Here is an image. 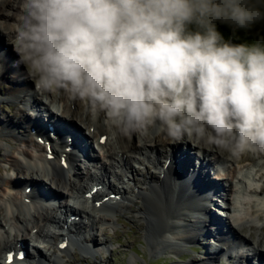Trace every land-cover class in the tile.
<instances>
[{
	"label": "clouds",
	"instance_id": "9594fccd",
	"mask_svg": "<svg viewBox=\"0 0 264 264\" xmlns=\"http://www.w3.org/2000/svg\"><path fill=\"white\" fill-rule=\"evenodd\" d=\"M13 4L15 64L38 95L84 102L114 138L264 151V0Z\"/></svg>",
	"mask_w": 264,
	"mask_h": 264
},
{
	"label": "bare ground",
	"instance_id": "6f19581e",
	"mask_svg": "<svg viewBox=\"0 0 264 264\" xmlns=\"http://www.w3.org/2000/svg\"><path fill=\"white\" fill-rule=\"evenodd\" d=\"M15 11L13 0H0V37L5 38L8 32L7 37L9 39L10 33L12 34L14 28L6 27L7 32L1 28H5L3 21L14 20ZM1 40L0 48L10 45L9 41H5L3 38ZM17 58L15 51L10 52L8 50L5 52L4 49L0 50V79L2 78L5 82L11 84H20L21 82L15 81L7 73L9 70L17 73L23 71L22 74H24L25 78L20 80H25L24 84L32 86V81L26 78L24 67L16 66L15 61ZM5 60L8 65H5ZM5 67L6 73H1V70ZM18 75L20 76V74ZM18 92L20 91L13 90L8 91L7 94L9 95L8 97H14ZM25 93L28 95L27 90ZM47 96L45 98H48ZM34 98L39 108L45 107V111L48 112L45 114L46 116L49 115L53 118L54 115L60 114L57 125L61 124L63 128L65 125L70 127L68 131L70 134L73 133L72 131H76L79 135L83 133L97 147L98 157L95 161L104 176L111 175L120 179L119 170L121 169L131 172L132 179H135L137 168L134 163L143 164L142 159L138 155L150 153L159 156L165 154L166 159L169 155H179L177 154L178 151L184 153L188 150L190 154L193 151L194 154L203 155V158H198L204 160L207 158V163L213 165L214 169L220 165L219 162L221 160L233 164L234 168H230L228 173L229 177L231 175L230 184L226 183L229 178L225 179L226 182L223 180L224 183L222 184L226 188L224 191L231 192V199L234 197L236 201L233 203V207L228 200L227 203L225 202L229 208L232 207L233 209L219 208L221 210L219 212L223 214L227 212L226 214H229V219H231L229 223L226 221L225 224L222 220H219L220 229L213 233L211 229L213 227L205 222L209 218L210 210H213V208L206 210V212L205 208L203 211L200 209L201 204L207 201V192L210 193L211 189L208 187L207 191H205L201 188L202 184L198 183V178H192L188 181L182 178L176 179L171 169L167 171L164 178H161L160 173L158 175L151 174L150 180H145L143 187L136 191L133 190L132 193L127 189H123L121 192L123 200L118 205L105 203L97 207L93 205V201L91 202L90 199L85 197L86 192L89 191L87 182L89 180H97V178H94L92 171L80 168L76 158L71 159L70 166L66 168L61 166L59 156L53 160L47 159L45 147L37 143L34 136L29 132L31 125H29L28 130L24 127L23 131L26 133H23L21 130L23 127L20 126L19 129L18 122L9 119L4 122L5 124L0 130V149L6 152V162L12 161V167L19 171L17 177L21 178L20 174H22L24 175V180L18 181L17 188L10 190L9 186L14 182L13 178L8 173L7 175H0V264L5 263V253L9 247L16 246L17 242L30 237L39 239L47 236L50 240L56 241L54 252L51 255L45 253L42 255L44 264H63L60 253H68L73 246L79 247L82 252L87 254L88 252H104L107 242L102 243L98 238L93 240L83 239L84 234L75 229V224H72V230L69 233V246L64 250L58 248V243L62 237L52 233L50 227L53 224L57 226L61 225L62 222L63 224L69 222V219L63 220L62 214L59 215L58 212L64 213V211H67V217L71 216V206L67 203L71 195L78 198L77 210L89 218L93 227L101 223L109 225L115 223L114 219H116L118 212L115 207H123V204L129 206L126 201L132 202L138 207V210L136 209L138 217L145 223L144 237L156 241V251L176 255L186 249L188 244L195 247L200 240L205 241L208 238L206 243L209 245L215 244V248L213 247L214 251L212 250L202 256L201 259L194 258L192 262L218 264L220 263L219 257L225 258L226 255L230 254L235 256L237 264H255L251 261L252 257L257 260L260 259V263L264 264V191L261 190L264 185V151L259 150V153L254 154V156L233 158L214 150L199 149L191 143L171 141L170 138L162 134L131 135L115 138L111 134L106 143L101 145L98 142L99 135L97 133H101L105 129L107 124L104 120L93 119L90 113L81 114L79 120L76 109L68 110L61 103H58L55 99L56 97L44 101L37 94ZM62 101L64 100L62 99ZM72 103L74 102L72 101ZM18 109L21 112L24 111L23 109ZM29 112L32 114L34 110ZM26 115L29 117V114ZM83 115L86 117L83 118ZM39 116L42 118L43 115ZM78 120L81 122H78ZM84 125L87 126L88 132H86ZM92 127L93 130H91ZM63 128H60V130H66ZM17 129H19L18 132ZM19 132L23 133L22 137L18 135ZM75 138L77 137L75 136ZM10 140L15 141V144L18 143L16 153L13 155H9V144L7 142ZM23 144H27L31 151L28 152L22 148ZM186 145L188 147H185ZM65 146L56 144L55 151L61 156ZM68 155L70 156V154ZM154 164L158 167L159 161L158 163L154 161ZM160 166L163 167V164ZM220 167L215 171L216 176L214 178L225 177L226 172L223 170L225 167L221 165ZM76 169L77 172L75 173L74 170ZM29 183L34 184L36 189L35 199L31 202L25 200L26 195L24 193ZM42 183L48 185L44 188V193L54 195L58 200H61L60 204L58 203L59 201L47 202L43 200ZM110 187L114 188V184L110 183ZM136 199L138 201L141 200L142 204L139 201L140 203L137 205ZM219 212L215 211L223 218L224 216L219 214ZM35 229H37V232ZM245 229L249 231L246 232ZM252 229H255L254 232L250 231ZM252 233H254V236ZM207 235L213 241L209 237L206 238ZM32 240L29 239L28 243ZM243 241L248 242L246 243L249 245V249L240 247ZM38 253H40L39 250ZM135 258L136 256L131 257V264L135 262Z\"/></svg>",
	"mask_w": 264,
	"mask_h": 264
},
{
	"label": "rangeland",
	"instance_id": "374dc122",
	"mask_svg": "<svg viewBox=\"0 0 264 264\" xmlns=\"http://www.w3.org/2000/svg\"><path fill=\"white\" fill-rule=\"evenodd\" d=\"M3 26H5V28H1V29L4 31H6V29H7L6 27L13 29V28H15V22H14V20L8 19L7 21H3ZM7 34H9V33L7 32ZM7 34L5 35V38L0 37V42L2 41L1 40L2 38L5 41H9ZM10 35H11V33H10ZM10 35H9V37H10ZM13 50H14V47H13ZM17 76L20 77L21 75L20 76L17 75ZM0 82H1L0 91L3 92L2 96H5V95L9 96L7 94V92L10 91L9 85H7L5 83V81L2 80V78L0 79ZM14 84H17V83H14ZM5 87H7L9 90L5 91ZM25 92L26 91H24L23 93H25ZM0 95H1V93H0ZM25 96H26V93H25ZM46 96H44V98ZM47 97H48V99H52V98L54 99L56 97L55 99L57 101L59 100V98H62L64 100L63 104H65V105L68 104L66 106L67 109L72 110V107L70 108V106H71L70 101L71 100H69L61 92H55L53 95H48ZM45 99H47V98H45ZM2 100L3 99L0 98V130L3 128V126L5 124L4 122H7V120H9V119L17 121L19 129H20V126L23 127V125H25V118L22 116V114H20L16 110L17 108L14 105L6 103V102H4V100L2 102ZM69 104H70V106H69ZM76 110H77L76 113H77L79 120H80L81 114H89L88 109L86 107V104L84 102H76ZM82 117L85 118L86 116L83 115ZM88 117H89V115H88ZM79 120H78V122H81ZM102 120L103 119L101 118V121ZM19 129H17V130H19ZM105 129H106L105 130L106 133H109V134L111 133L108 125H106ZM21 130L23 131L22 128H21ZM151 135H154V134H151ZM171 141H173V140H171ZM7 143L9 144V147H8L9 155L15 154L16 148L18 147V143L15 144V141H13V140H10ZM23 146H22V148L26 149V151H28V152L31 151V149L28 147V145L24 144ZM256 150H257V152H256ZM258 153H259V149H254V150H251V151L245 153L244 155L242 154L240 157L243 156L242 158H245L246 156L247 157L249 155L254 156V154H258ZM6 159H7L6 158V152L4 150L0 149V175H5V174L7 175L6 165L9 163H12L11 160H9L11 162H6ZM161 159L164 160L163 157H161ZM135 166L138 167L136 164H135ZM154 171H156V170L152 169L151 164L147 165V168L142 166L141 169L138 168L137 172H135V174L138 172L139 173L135 175L134 181H133V179L128 180L126 174H123V176H122L123 180L121 183L119 182L118 185L120 187L121 186L127 187L128 190H132L137 185L139 187H143V185H144L143 182L145 180L149 181V179H150L149 177L152 174V172H154ZM215 176H216V174H215ZM16 180L21 181L23 179L16 177ZM227 182H230V180ZM132 192H133V190L130 193H132ZM139 201L141 202V200H139ZM139 201L137 199L135 200V202H137V205L140 203ZM141 204H142V202H141ZM123 205H124L123 207H118V206L115 207L118 211L116 219H114L115 223H113L111 225L99 224L100 231H99V236H97V238L102 243L107 242L105 248H108L109 250L106 251L104 248V252H101V251H98L96 253L88 252V254H87V253L82 252L79 247L73 246V247H71L70 251H68V253H63L62 255L60 254V256L63 259L62 263L63 264H131L130 263L131 257L136 256V258H135L136 260L132 264H199V262H192L193 259L194 258L195 259H197V258L201 259L202 256L211 252L215 248L214 247L215 244H211V245L207 244L204 247L205 241L200 240V242L197 243V245H198L197 251L190 250L188 248L189 246H186V249H184L180 254H176V255H171L170 253H167V252L165 253L162 251H156L157 250L156 249V246H157L156 241L148 239L147 237H144L145 223L142 222V220L138 217V214L136 213V211L138 210V207L135 204H133L132 202H130L128 204L129 206H126V204H123ZM230 219L227 220V223L230 222ZM247 229H245L246 232L249 231ZM254 230L255 229H252L250 231L254 232ZM212 232L214 233L213 229H212ZM248 234H251V233H248ZM252 235L254 236V233H252ZM206 237H209V239H211L213 241V239L210 238L209 235H207ZM201 239H202V237H201ZM263 242H264V238H263ZM54 244H56L55 241L52 242V246L50 247V252H52L55 249ZM218 260H220V257ZM251 260L254 262V258H251ZM213 264H215V263H213ZM218 264H222V263H218ZM226 264H237V263H236V260H234V261L228 262Z\"/></svg>",
	"mask_w": 264,
	"mask_h": 264
},
{
	"label": "trees",
	"instance_id": "16d2710c",
	"mask_svg": "<svg viewBox=\"0 0 264 264\" xmlns=\"http://www.w3.org/2000/svg\"><path fill=\"white\" fill-rule=\"evenodd\" d=\"M219 27H220V30L225 34V36L229 35V32L226 28H224L223 26H219ZM241 35H243V33H241Z\"/></svg>",
	"mask_w": 264,
	"mask_h": 264
}]
</instances>
